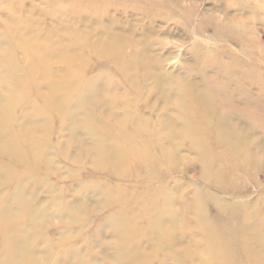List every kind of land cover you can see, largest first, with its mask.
<instances>
[{
    "label": "rangeland",
    "instance_id": "1",
    "mask_svg": "<svg viewBox=\"0 0 264 264\" xmlns=\"http://www.w3.org/2000/svg\"><path fill=\"white\" fill-rule=\"evenodd\" d=\"M15 27L28 40L80 35L68 50L83 52L79 67L59 57L47 66L57 78L72 65L81 84L104 89L90 109L65 118L43 110L37 71L31 102H8L28 71ZM109 36L125 45V71L92 50ZM14 61L18 73L5 70ZM200 91L204 110L192 97ZM0 107L14 119L0 137L17 135L24 154L0 155V204L10 214L0 216V264H117L121 228L111 220L130 211L141 228L148 219L137 208L148 195L147 208L169 197L173 214L158 248L137 239L133 264H264V0H0ZM24 122L35 151L19 133ZM235 138L249 160L229 154Z\"/></svg>",
    "mask_w": 264,
    "mask_h": 264
},
{
    "label": "bare ground",
    "instance_id": "2",
    "mask_svg": "<svg viewBox=\"0 0 264 264\" xmlns=\"http://www.w3.org/2000/svg\"><path fill=\"white\" fill-rule=\"evenodd\" d=\"M12 34H15V41L16 44L18 45V49L22 50L25 55H28V71L27 74L23 76H19L18 81H11V88H9L10 91L14 92L11 94H14L12 98H8V102H14L15 100H18L20 102L24 101L25 102H31V96L29 91L35 88L36 82L33 80V77H30V72L34 74L35 71L37 72H42V77L43 80L46 82V89L47 93L44 96L46 100V105L45 100L44 104L42 105V109L48 112L49 109L57 108L62 110V117H71L74 114V109L77 106H88L90 109V100L92 103V99L100 98V94L104 92V89H97L98 84H96L93 79H88L84 84H81L80 80L83 81L82 76L79 72V70H74L72 68V65L69 68L65 67V69L61 72V74L55 78L51 70L48 68V63L49 61L53 58L58 59L61 58L65 60L66 62L72 61L73 65L78 64V67L80 66V61L83 59L84 55L83 52L79 53L77 52L74 55L69 54L68 55V50L70 48H76V44L79 42L80 35L70 31L68 32V39L66 40L65 43H60L59 40H57L54 35H51L50 33H47L46 38L47 39H38L37 37L35 39H26L24 34L25 31L23 29H17L16 27L11 30ZM108 39V38H107ZM110 40H105L103 43H101L99 46L94 47L93 49L89 47L92 50H96L98 52H105L108 53L110 57H112L113 61L115 63L120 64V67H122V70H126V65H123L120 60H121V55L124 53V47L125 45L119 44L115 37L109 36ZM69 60V61H68ZM5 70L6 69H14L15 71L20 70V64L19 61H14L13 63L10 64V66L5 65ZM6 84V83H5ZM4 84V85H5ZM3 87V86H2ZM8 90V91H9ZM206 92L201 94V91L198 93L199 96H196L195 94H192V97L196 99L195 101L200 105L199 108H202L204 110L207 106L208 98L206 97ZM200 98V99H199ZM84 102V103H83ZM114 102V101H113ZM112 101H107L106 106L113 105ZM105 106V104L103 103ZM3 106V105H2ZM3 107H0V128L4 129L7 127H11L13 125L14 119L11 116H8L7 114H4L1 111ZM204 108V109H203ZM22 112V111H21ZM40 112L43 114V111L40 110ZM8 113V111H7ZM73 113V114H72ZM89 119H92V115H88ZM85 121H87L85 119ZM27 122H24L19 126V133L23 135V139H25L26 143L30 144L31 150L35 151V141L36 139L31 137V132H27V129L25 128ZM191 125V124H189ZM27 127V126H26ZM193 128V127H192ZM15 132V131H14ZM5 133V134H4ZM3 137H0V155L8 154L10 156H16L17 158H21L24 156L23 154V149L21 146L19 147L17 141H16V136L17 135H12L11 131L4 132ZM18 133V132H17ZM16 133V134H17ZM29 138V139H28ZM219 138L220 140H226L225 139V134L219 133ZM238 138L232 139V140H227L228 146H229V151L231 156L236 159L237 161L243 162L244 160H249L248 157V152H246V149L241 148L237 143ZM25 143V144H26ZM200 144L196 145L195 147L197 149L202 148L199 146ZM130 150L132 151L133 154L135 155H145L148 156V148H145L141 150L139 148V145L137 144H130ZM121 149L124 151L123 145H121ZM41 152V151H40ZM142 152V153H141ZM34 157H42V153H33ZM15 190V189H14ZM122 194H118V196L115 195V193H111L110 196L107 194V198L113 199L114 201L121 200L123 198H126V200L129 199V197H122ZM152 196L153 195H148L145 199V201L140 204V207L137 208L139 212H142L143 214H146V217L148 220H146L145 225H142L141 228L137 227L136 225V219L132 216L133 213L128 211L125 212L124 214L119 215L115 219L113 218V223H117V225L120 226L121 231L119 229V232L117 233V239L120 242V248L117 250V264H133L135 262L139 261V256H134L133 253L135 250L139 248L138 244H136L137 239H140L142 236L143 238L151 237L153 238L154 244L157 245V248L159 246V242L162 239V236L165 235V230L164 226L166 227V223L170 222L172 214H173V209H171L170 206V199L164 198L161 204H157L156 206H161L160 210H157L155 207L154 208H147L146 204H150L152 202ZM1 198V196H0ZM130 201V200H129ZM127 202V206L125 209L129 210V207L131 205V202ZM4 204V203H3ZM130 204V205H129ZM152 204H155L153 202ZM169 205V206H168ZM5 207L2 204H0V216L1 215H6L8 213V216H10L9 211H7ZM170 217V218H169ZM112 223V224H113ZM171 223V222H170ZM7 226V225H6ZM118 226V227H119ZM173 226V225H172ZM139 231H135V229ZM261 239V238H258ZM213 241V240H212ZM10 242L11 238L5 237L3 239V243H5L4 251L3 253H9L10 249ZM221 243V242H220ZM217 244L214 243L213 245ZM212 245V247H213ZM216 246V245H215ZM156 248V249H157ZM210 248V247H209ZM220 249V245L216 246V253L217 256L216 260L217 262H221V254L218 252ZM210 250H213V248H210ZM214 251V252H215ZM213 252V251H212ZM213 252V253H214ZM136 257V258H134ZM9 257H7V261L9 262ZM144 263L146 261H143ZM1 263V262H0ZM141 263V261H139ZM161 263V259L159 260V263ZM3 264V262H2ZM6 264V263H5ZM8 264V263H7ZM145 264H148L146 262Z\"/></svg>",
    "mask_w": 264,
    "mask_h": 264
}]
</instances>
